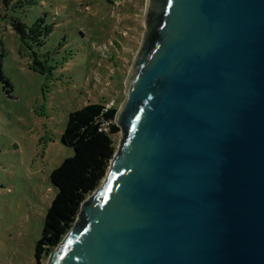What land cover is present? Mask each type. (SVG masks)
<instances>
[{
	"label": "water",
	"instance_id": "1",
	"mask_svg": "<svg viewBox=\"0 0 264 264\" xmlns=\"http://www.w3.org/2000/svg\"><path fill=\"white\" fill-rule=\"evenodd\" d=\"M121 140L48 264H264V0H147Z\"/></svg>",
	"mask_w": 264,
	"mask_h": 264
},
{
	"label": "rangeland",
	"instance_id": "2",
	"mask_svg": "<svg viewBox=\"0 0 264 264\" xmlns=\"http://www.w3.org/2000/svg\"><path fill=\"white\" fill-rule=\"evenodd\" d=\"M146 5L0 0V264H36L57 195L51 175L74 156L61 143L69 116L91 103L119 109L145 34Z\"/></svg>",
	"mask_w": 264,
	"mask_h": 264
},
{
	"label": "trees",
	"instance_id": "3",
	"mask_svg": "<svg viewBox=\"0 0 264 264\" xmlns=\"http://www.w3.org/2000/svg\"><path fill=\"white\" fill-rule=\"evenodd\" d=\"M3 1L7 4L9 0ZM1 69L0 63V78L4 79ZM117 111L116 107L91 103L70 114L61 143L73 149L74 156L51 175L57 195L36 244V264H43L61 244L76 223L83 202L104 182L117 151L114 138L121 132L115 122Z\"/></svg>",
	"mask_w": 264,
	"mask_h": 264
}]
</instances>
